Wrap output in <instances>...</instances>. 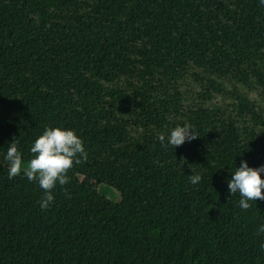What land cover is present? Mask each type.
I'll return each mask as SVG.
<instances>
[{
  "label": "trees",
  "instance_id": "16d2710c",
  "mask_svg": "<svg viewBox=\"0 0 264 264\" xmlns=\"http://www.w3.org/2000/svg\"><path fill=\"white\" fill-rule=\"evenodd\" d=\"M186 123L197 139L162 146ZM46 127L88 160L47 211L0 164V264H264V200L243 210L228 188L264 166L260 0H0V145L18 139L26 163Z\"/></svg>",
  "mask_w": 264,
  "mask_h": 264
},
{
  "label": "clouds",
  "instance_id": "9594fccd",
  "mask_svg": "<svg viewBox=\"0 0 264 264\" xmlns=\"http://www.w3.org/2000/svg\"><path fill=\"white\" fill-rule=\"evenodd\" d=\"M260 2L264 4V0ZM197 138L194 127L187 123L174 127L167 137L164 134L158 137L162 146L170 145L175 149L186 141L191 142ZM18 143V139H15L6 152L8 178L11 180L22 173L30 182H37L44 193L38 203L41 210L47 211L54 202L53 190L57 183L60 186L68 184L70 181L68 172L74 164L87 162L88 153L83 141L74 130L46 127L43 134L31 146L32 157L26 163L21 152L18 151ZM262 173L264 166L251 168L246 161L232 173L228 188L232 196L239 194L238 203L241 209L248 210L251 207L249 201L264 200ZM201 179L200 174L189 175V181L193 185L200 183ZM258 232L264 233V225L259 226ZM261 248H264V244H261Z\"/></svg>",
  "mask_w": 264,
  "mask_h": 264
},
{
  "label": "rangeland",
  "instance_id": "374dc122",
  "mask_svg": "<svg viewBox=\"0 0 264 264\" xmlns=\"http://www.w3.org/2000/svg\"><path fill=\"white\" fill-rule=\"evenodd\" d=\"M6 152L4 151V147L0 145V164L7 165L8 162L5 159ZM78 171L91 177L92 180L100 182V183H105L108 181V175L106 174H101L97 172L94 169H89L88 167H78ZM100 192V204L102 207L113 211L116 208V203L118 200H122L120 195L116 193L114 190L107 188L105 186H101L99 188ZM124 202L126 203L127 207L134 210V211H139L140 209V201L136 199H132L130 196L124 195L123 197Z\"/></svg>",
  "mask_w": 264,
  "mask_h": 264
}]
</instances>
